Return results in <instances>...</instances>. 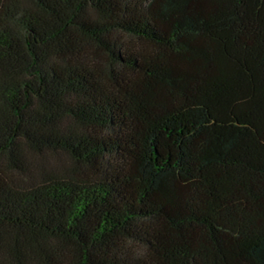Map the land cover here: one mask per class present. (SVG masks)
<instances>
[{
	"label": "trees",
	"instance_id": "trees-1",
	"mask_svg": "<svg viewBox=\"0 0 264 264\" xmlns=\"http://www.w3.org/2000/svg\"><path fill=\"white\" fill-rule=\"evenodd\" d=\"M0 264H264V0H0Z\"/></svg>",
	"mask_w": 264,
	"mask_h": 264
}]
</instances>
